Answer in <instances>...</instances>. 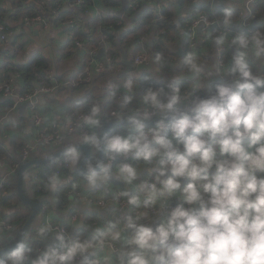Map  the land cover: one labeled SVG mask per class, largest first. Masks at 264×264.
<instances>
[{
	"label": "clouds",
	"instance_id": "obj_1",
	"mask_svg": "<svg viewBox=\"0 0 264 264\" xmlns=\"http://www.w3.org/2000/svg\"><path fill=\"white\" fill-rule=\"evenodd\" d=\"M0 264H264V0H0Z\"/></svg>",
	"mask_w": 264,
	"mask_h": 264
},
{
	"label": "water",
	"instance_id": "obj_2",
	"mask_svg": "<svg viewBox=\"0 0 264 264\" xmlns=\"http://www.w3.org/2000/svg\"><path fill=\"white\" fill-rule=\"evenodd\" d=\"M85 151H87V150L85 149Z\"/></svg>",
	"mask_w": 264,
	"mask_h": 264
},
{
	"label": "trees",
	"instance_id": "obj_3",
	"mask_svg": "<svg viewBox=\"0 0 264 264\" xmlns=\"http://www.w3.org/2000/svg\"><path fill=\"white\" fill-rule=\"evenodd\" d=\"M145 11H147V10H145Z\"/></svg>",
	"mask_w": 264,
	"mask_h": 264
}]
</instances>
